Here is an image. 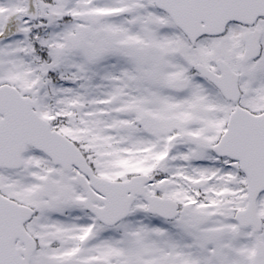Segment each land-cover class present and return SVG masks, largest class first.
<instances>
[{
  "label": "snow or ice",
  "instance_id": "snow-or-ice-1",
  "mask_svg": "<svg viewBox=\"0 0 264 264\" xmlns=\"http://www.w3.org/2000/svg\"><path fill=\"white\" fill-rule=\"evenodd\" d=\"M0 264H264V0H0Z\"/></svg>",
  "mask_w": 264,
  "mask_h": 264
}]
</instances>
